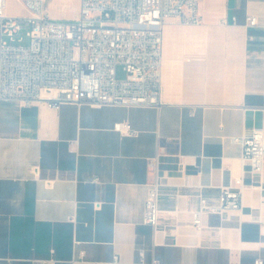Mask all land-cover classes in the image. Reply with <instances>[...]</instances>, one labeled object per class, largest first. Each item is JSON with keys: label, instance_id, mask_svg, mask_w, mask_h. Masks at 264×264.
Here are the masks:
<instances>
[{"label": "crops", "instance_id": "0c3cea01", "mask_svg": "<svg viewBox=\"0 0 264 264\" xmlns=\"http://www.w3.org/2000/svg\"><path fill=\"white\" fill-rule=\"evenodd\" d=\"M17 1L9 15L26 14ZM81 3L45 0L56 20ZM200 14L164 29L160 107L0 100V264L264 261V167L232 142L264 128V0H201ZM239 178L242 209L203 213L197 228L201 197L215 204ZM153 184L158 228L144 223Z\"/></svg>", "mask_w": 264, "mask_h": 264}, {"label": "built area", "instance_id": "2783aa9c", "mask_svg": "<svg viewBox=\"0 0 264 264\" xmlns=\"http://www.w3.org/2000/svg\"><path fill=\"white\" fill-rule=\"evenodd\" d=\"M20 2L26 14L12 16L8 0H0V100L25 105L160 107L165 27L203 23L201 0H82L73 20L52 18L45 0ZM248 22L255 26L257 18L249 16ZM26 29L29 44L24 45L25 37H18ZM119 66L128 78H118ZM114 127L122 134L134 133L129 122ZM232 142L243 147L252 172H262L264 128H253ZM242 186L241 178L222 186L215 204L202 196L194 225L203 227V213L241 210ZM160 196L159 184H153L145 199L144 223L154 228L161 224Z\"/></svg>", "mask_w": 264, "mask_h": 264}, {"label": "rangeland", "instance_id": "374dc122", "mask_svg": "<svg viewBox=\"0 0 264 264\" xmlns=\"http://www.w3.org/2000/svg\"><path fill=\"white\" fill-rule=\"evenodd\" d=\"M16 10H18L19 12H24L23 11V7H22V5L17 1V3H16ZM27 32H28V30L26 29V30H23L21 33H20V36L18 37V38H20V37H25V40H24V42H22L24 45H27V44H29V38L27 37ZM18 38H16V41H15V43H20V42H18ZM10 43H12V41H11V39H7ZM117 74H118V78L119 79H126V78H128V75L125 73V71H124V69H123V67H121V66H119L118 67V72H117Z\"/></svg>", "mask_w": 264, "mask_h": 264}]
</instances>
